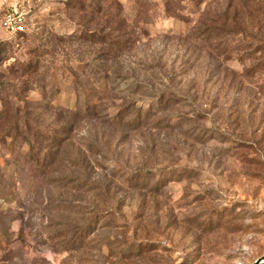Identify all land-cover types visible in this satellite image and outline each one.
Wrapping results in <instances>:
<instances>
[{"label":"rangeland","instance_id":"1","mask_svg":"<svg viewBox=\"0 0 264 264\" xmlns=\"http://www.w3.org/2000/svg\"><path fill=\"white\" fill-rule=\"evenodd\" d=\"M1 111L0 264L264 256V0H0Z\"/></svg>","mask_w":264,"mask_h":264},{"label":"trees","instance_id":"2","mask_svg":"<svg viewBox=\"0 0 264 264\" xmlns=\"http://www.w3.org/2000/svg\"><path fill=\"white\" fill-rule=\"evenodd\" d=\"M55 100L56 99L53 98L50 103L52 104ZM2 104L3 101H1V105ZM72 109L73 110L67 109V112L73 113L75 110H77V106L74 105ZM8 111H4V113H7ZM4 113L3 111H1L0 117L1 114L3 115ZM13 116L15 115L13 114ZM0 135L3 136V134L1 133ZM0 138V171L7 172L12 170L13 176L17 178V180H19L18 184H21L29 188L30 190H33L36 184H38L37 182H39L43 177L42 174L46 171L48 167L52 165V153L50 151H43L44 149H40V146L35 145V143H32V141H29L26 138L21 139V141L19 142H17L15 137L11 138L9 135L6 138ZM39 153L41 156L39 155ZM40 172H42L40 176H33L31 177V179L25 177L26 173H31L35 175L39 174ZM3 184V182L2 184H0V190L3 188ZM82 239L83 237L78 236L76 238L77 241L73 240L71 241V244L67 246L71 248L74 246L79 247L82 244Z\"/></svg>","mask_w":264,"mask_h":264},{"label":"built area","instance_id":"3","mask_svg":"<svg viewBox=\"0 0 264 264\" xmlns=\"http://www.w3.org/2000/svg\"><path fill=\"white\" fill-rule=\"evenodd\" d=\"M22 18L19 16L8 15L3 19V27L11 32L22 31Z\"/></svg>","mask_w":264,"mask_h":264},{"label":"water","instance_id":"4","mask_svg":"<svg viewBox=\"0 0 264 264\" xmlns=\"http://www.w3.org/2000/svg\"><path fill=\"white\" fill-rule=\"evenodd\" d=\"M253 264H264V256L255 260Z\"/></svg>","mask_w":264,"mask_h":264}]
</instances>
